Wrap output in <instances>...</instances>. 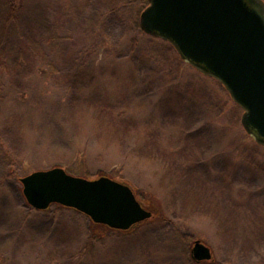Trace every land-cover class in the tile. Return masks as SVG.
<instances>
[{
	"label": "rangeland",
	"instance_id": "374dc122",
	"mask_svg": "<svg viewBox=\"0 0 264 264\" xmlns=\"http://www.w3.org/2000/svg\"><path fill=\"white\" fill-rule=\"evenodd\" d=\"M106 7L48 0L55 71L25 48L3 78L0 264H264V145L243 109L131 11ZM53 166L111 176L152 214L122 231L32 209L19 178ZM196 239L210 259L192 258Z\"/></svg>",
	"mask_w": 264,
	"mask_h": 264
},
{
	"label": "water",
	"instance_id": "95a60500",
	"mask_svg": "<svg viewBox=\"0 0 264 264\" xmlns=\"http://www.w3.org/2000/svg\"><path fill=\"white\" fill-rule=\"evenodd\" d=\"M140 26L220 81L243 109L245 130L264 145V5L259 0H149ZM19 180L32 208L58 203L112 229L126 230L152 214L127 184L108 176L89 179L53 166ZM191 256L208 260L211 251L196 239Z\"/></svg>",
	"mask_w": 264,
	"mask_h": 264
},
{
	"label": "trees",
	"instance_id": "16d2710c",
	"mask_svg": "<svg viewBox=\"0 0 264 264\" xmlns=\"http://www.w3.org/2000/svg\"><path fill=\"white\" fill-rule=\"evenodd\" d=\"M103 1L107 6V10L118 11L123 7L131 11L135 27L139 31H143L140 26V14L149 5V0ZM47 3L48 0H0V101L3 99V78L5 75L21 68L25 48L41 59L51 71H55L53 62L44 50V46L54 52L62 41V36L46 16ZM36 32L41 33L40 39L36 37ZM31 171L33 170L29 172ZM73 171L81 173L82 177L88 178V173L83 172L79 167ZM50 205L73 209L58 203ZM104 226L110 229V227ZM190 242L191 237H187V243L190 244Z\"/></svg>",
	"mask_w": 264,
	"mask_h": 264
}]
</instances>
